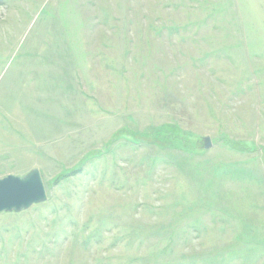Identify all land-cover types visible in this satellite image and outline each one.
Here are the masks:
<instances>
[{
  "label": "rangeland",
  "instance_id": "obj_1",
  "mask_svg": "<svg viewBox=\"0 0 264 264\" xmlns=\"http://www.w3.org/2000/svg\"><path fill=\"white\" fill-rule=\"evenodd\" d=\"M34 168L0 264H264V0H0V178Z\"/></svg>",
  "mask_w": 264,
  "mask_h": 264
},
{
  "label": "water",
  "instance_id": "obj_2",
  "mask_svg": "<svg viewBox=\"0 0 264 264\" xmlns=\"http://www.w3.org/2000/svg\"><path fill=\"white\" fill-rule=\"evenodd\" d=\"M203 142L204 149L212 145L209 136H205ZM45 200L46 193L37 168L22 176L9 174L0 178V213L20 212Z\"/></svg>",
  "mask_w": 264,
  "mask_h": 264
}]
</instances>
